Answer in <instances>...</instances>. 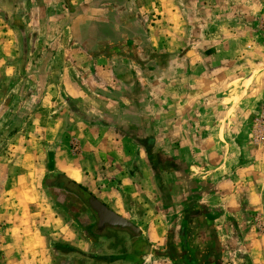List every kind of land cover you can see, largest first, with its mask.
Segmentation results:
<instances>
[{
    "label": "crops",
    "instance_id": "crops-1",
    "mask_svg": "<svg viewBox=\"0 0 264 264\" xmlns=\"http://www.w3.org/2000/svg\"><path fill=\"white\" fill-rule=\"evenodd\" d=\"M0 12V264H264V38L246 0ZM25 182L51 198L38 228ZM92 198L133 230L98 226L92 243L74 223Z\"/></svg>",
    "mask_w": 264,
    "mask_h": 264
},
{
    "label": "rangeland",
    "instance_id": "rangeland-1",
    "mask_svg": "<svg viewBox=\"0 0 264 264\" xmlns=\"http://www.w3.org/2000/svg\"><path fill=\"white\" fill-rule=\"evenodd\" d=\"M246 5H250L252 12H255L257 14L256 31L257 33H259V35H261V37L264 38V0H246ZM2 20H3V13L0 12V54L1 55L4 53L5 50L7 51V48L5 49L1 41L3 37V32L5 31V29L3 30ZM252 32H254V30H252ZM6 36L9 37L8 35ZM1 68H2V60L0 59V101L3 99V93H4L2 90L3 88L2 85L4 84L3 82L4 80L3 77L1 76L2 73ZM9 147L13 148V150H15L14 152H17L18 155V152L22 149L23 146L20 143V141H13L12 143L6 145L7 149ZM13 158L11 157L10 159L14 162L18 160V158L16 159ZM10 164H12V162H10ZM21 187L22 188L19 187L17 190L14 191L17 194L16 196L18 197L20 206L22 205L21 206L22 208L21 207L19 208L20 209L19 212L21 213L23 211V213L26 214L28 221L30 223L34 222L35 228H38L39 225L41 223H44L45 221L43 214H45L46 216V214L48 215L50 211V208H48L46 203H48L51 200V198H49L50 196L48 195L46 196L44 193H42L40 189H34V188L32 189L31 187H29V183L27 185V182L23 183ZM38 212H42V215H38ZM252 225L257 231V233L264 232V220H262L261 218H258L256 216V218H254V220L252 221Z\"/></svg>",
    "mask_w": 264,
    "mask_h": 264
},
{
    "label": "flooded vegetation",
    "instance_id": "flooded-vegetation-1",
    "mask_svg": "<svg viewBox=\"0 0 264 264\" xmlns=\"http://www.w3.org/2000/svg\"><path fill=\"white\" fill-rule=\"evenodd\" d=\"M74 211H75V218H74L75 226L79 230H82L87 234H88V231H90V236L88 238L93 243L94 241H96L95 239L96 234L94 233H96V231L98 230L100 231V229L98 228L97 214L91 207L90 200L87 201V205H85V207L83 205L76 204Z\"/></svg>",
    "mask_w": 264,
    "mask_h": 264
},
{
    "label": "water",
    "instance_id": "water-1",
    "mask_svg": "<svg viewBox=\"0 0 264 264\" xmlns=\"http://www.w3.org/2000/svg\"><path fill=\"white\" fill-rule=\"evenodd\" d=\"M90 203L91 207L97 214L99 227H123L128 228L129 230H133L134 226L129 221L112 212L98 200L93 198L90 200Z\"/></svg>",
    "mask_w": 264,
    "mask_h": 264
},
{
    "label": "built area",
    "instance_id": "built-area-1",
    "mask_svg": "<svg viewBox=\"0 0 264 264\" xmlns=\"http://www.w3.org/2000/svg\"><path fill=\"white\" fill-rule=\"evenodd\" d=\"M252 129L254 144H264V102L261 104L258 114L253 119Z\"/></svg>",
    "mask_w": 264,
    "mask_h": 264
}]
</instances>
